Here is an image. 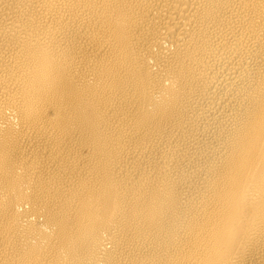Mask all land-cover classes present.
Instances as JSON below:
<instances>
[{
  "label": "bare ground",
  "instance_id": "bare-ground-1",
  "mask_svg": "<svg viewBox=\"0 0 264 264\" xmlns=\"http://www.w3.org/2000/svg\"><path fill=\"white\" fill-rule=\"evenodd\" d=\"M0 264H264V0H0Z\"/></svg>",
  "mask_w": 264,
  "mask_h": 264
}]
</instances>
